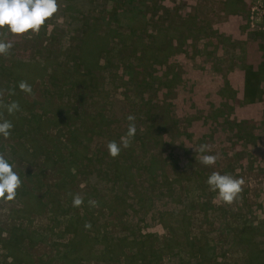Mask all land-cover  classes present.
Segmentation results:
<instances>
[{"label":"rangeland","instance_id":"rangeland-1","mask_svg":"<svg viewBox=\"0 0 264 264\" xmlns=\"http://www.w3.org/2000/svg\"><path fill=\"white\" fill-rule=\"evenodd\" d=\"M58 4L39 32L0 29L13 43L0 55V84L17 62L27 65L21 78L32 87L29 94L10 84L1 93L37 102L17 116L1 109L13 128L0 136V153L22 183L40 182L42 200L58 196L64 215L47 204L26 218L18 192L0 201V264H193L210 255L222 264H264L263 77L258 99L243 96L244 68L264 74V0ZM32 63L37 71L28 69ZM64 66L74 74L52 90L50 71ZM29 110L36 122H27ZM129 115L136 134L114 158L107 144L127 134ZM201 144L211 150L195 151ZM68 149L73 155L65 158ZM205 154L220 158L206 166ZM213 172L244 179L232 203L210 189ZM76 194L84 198L80 207L72 203ZM76 226L81 246L73 242L60 258ZM24 227L38 240L17 243L19 257L10 256L2 244Z\"/></svg>","mask_w":264,"mask_h":264},{"label":"clouds","instance_id":"clouds-1","mask_svg":"<svg viewBox=\"0 0 264 264\" xmlns=\"http://www.w3.org/2000/svg\"><path fill=\"white\" fill-rule=\"evenodd\" d=\"M59 10L58 0H0V29H7V32L14 35H24L29 32H39L45 22L53 17ZM5 39H0V55H7L13 48V43L6 39L7 33H0ZM19 89L25 93H32V87L26 81L19 83ZM11 92L10 95H14ZM3 93H0V106L6 107L9 114L19 111V104L11 102L4 105ZM129 123L127 134L122 136L120 143L110 141L107 149L112 157L120 154L121 146L130 147L131 139L136 134L135 117H127ZM13 124L9 120H0V136L7 139L11 135ZM195 151L203 154L209 152L210 146L201 144ZM216 155H201L200 162L206 166H213L219 159ZM19 174L14 171V165L6 159L4 153H0V201H13L17 195V190L21 187ZM207 184L212 191L218 192L219 198L225 203H232L242 192L245 181L243 178H235L230 174H220L213 172L207 179ZM73 206L80 207L84 203V198L80 194L73 196ZM90 206H98L94 200L88 201ZM90 224H85V228H90Z\"/></svg>","mask_w":264,"mask_h":264},{"label":"trees","instance_id":"trees-1","mask_svg":"<svg viewBox=\"0 0 264 264\" xmlns=\"http://www.w3.org/2000/svg\"><path fill=\"white\" fill-rule=\"evenodd\" d=\"M113 34H114V32L106 33L105 38L106 37L108 39L110 37L113 38ZM100 38L101 37H99V36L97 37V39H100ZM91 39L93 40V42H95V39L93 37ZM68 60H69V57H67V61ZM22 64L23 63L18 64L17 62L13 63L14 68H13V71H12V75H11V77H7L6 80L2 81L4 84H2V83L0 84V93L2 92V89H8L10 84H18L19 85V83L21 81H23V77L21 78V75H24L25 73H27V72L23 71L24 70L23 68H25V70L27 71V65L26 64L22 65ZM37 65L38 64H36V63H32V64H30V68H28V69L29 70L33 69V70L37 71L38 70ZM19 70H20V73H19ZM50 74L56 78V84L51 89L55 90V91L56 90H60L61 91V87L63 85H60V82H63L64 80L66 81V77H71L72 78V75L74 73L71 70L69 71L67 66H64L61 69L60 73H57L55 70H52V71H50ZM19 75H20V77H19ZM259 77H263V79H264V74L260 73L259 71H252V69L250 67L244 68V80H243L244 92H243V96H244V99L248 100V102L252 101L255 98L258 99V97H259V94H260L259 93L260 92V87H259L260 80H259ZM70 89H71V87H69L65 91H69L70 92ZM47 90H48V88H45V90L43 91L44 93H41V95L43 97H46L45 93H46ZM48 93H49V95L51 97L52 93H50V92H48ZM55 95L57 96L58 94H55ZM56 98H59V97H56ZM11 102H17L19 104V106H20L19 111H22V112H23V110H26V106H30V109H31L37 103L35 100L32 101L31 103L28 102L27 100H25L22 97V93H20V96L18 98H16V99H11L9 94L3 95L2 103L4 105L10 104ZM1 109L5 110L6 107L0 106V114L4 113V111H2ZM19 111H15L13 114L15 116H17ZM29 111H25V112H28V114L30 115L28 117V119H27V122H30L29 121L30 118H32V121L36 122V120H37L36 113H33L32 111L29 112ZM54 115H55V113L53 114V116H51V118H55ZM0 120H3V119H0ZM51 120L53 121V119H46L47 122H51ZM25 132H26V129L24 130V133ZM14 134H16V133H14ZM72 135H73L72 138H74V136L76 137L75 134H72ZM70 136H71V134H70ZM54 138H55V140H58V138H56V137H54ZM55 140L51 141V139L49 138V141H47V142H49L50 144L51 143L60 144L59 142H61V141H59L57 143V141H55ZM70 142H72V144L75 145V139L70 140ZM15 144H17V146L20 145V148L23 147L22 143H20V144L19 143H15ZM52 146H54V145H50V148L53 149ZM64 146H65V144H64ZM64 154H65L64 155L65 158L72 157V155H73V153L70 152L69 149ZM46 155H47V153H46ZM83 155H86V154L83 153ZM52 157L54 158L53 155H52ZM30 186L31 187H28V185H26L25 183H21L20 189L17 190L19 195H21V197H22V200H20L21 201V203H20V207L21 208L20 209H23V211L25 213H27L26 218H29L28 215H30L32 213L33 214H41L44 211V207H46L47 204H49V206H50L48 208L49 209L48 212H50L54 216H62V215H64V213L59 208L60 206H59V202H58V199H59L58 196H56V195H52L51 196V194H49L47 197L51 196V198L50 199L49 198L45 199V201H44L42 199L44 198L45 194H47V193H45L43 196H42V194H40V196H39L38 192H39V189H40V182H36V183L34 182ZM42 201H44V203ZM81 231H82V229L77 227V230L74 233V235L72 237H70V240L68 242H66V244H65L66 248L63 251H61L62 254L59 255L60 258H62V257L65 258V256L70 253L68 248H70L71 245L74 244L73 242H76V243L78 242L77 241L78 237H80V240H81ZM33 232H34L33 230H27L25 227L24 228H20V232L16 233V234L12 233L10 235L11 238L8 239V241L5 244H2V247L5 248L6 250H8V253L10 252V256H12V255L14 256L15 252H16V256L19 257V253H17V250L20 249V246L17 243L20 242V245H21L24 242V240H27V241H36V240H38L35 237V235H34L35 232L34 233ZM171 243H172L171 239H166L165 245H167V244L171 245ZM77 245L81 246L80 243H77ZM141 251L143 253V251H145V248H139V252H140L141 255L140 254H136V255L137 256L140 255L141 257L144 256L141 253ZM23 256L24 255L20 251V257L23 258ZM22 264H27V260L24 259V262ZM65 264H75V263L73 262V260L71 258V260H68V262H66ZM142 264H154V263L150 259L147 260V259L143 258L142 259ZM193 264H222V262L216 261V257H214V255H210V256H207V257H205L203 259H199V258L196 259L193 262Z\"/></svg>","mask_w":264,"mask_h":264},{"label":"crops","instance_id":"crops-1","mask_svg":"<svg viewBox=\"0 0 264 264\" xmlns=\"http://www.w3.org/2000/svg\"><path fill=\"white\" fill-rule=\"evenodd\" d=\"M244 80V79H243ZM244 86V85H243Z\"/></svg>","mask_w":264,"mask_h":264}]
</instances>
